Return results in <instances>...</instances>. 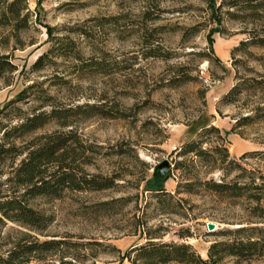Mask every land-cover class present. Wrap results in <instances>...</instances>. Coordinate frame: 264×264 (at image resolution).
I'll list each match as a JSON object with an SVG mask.
<instances>
[{"label": "rangeland", "instance_id": "rangeland-1", "mask_svg": "<svg viewBox=\"0 0 264 264\" xmlns=\"http://www.w3.org/2000/svg\"><path fill=\"white\" fill-rule=\"evenodd\" d=\"M27 4L34 13L24 35L35 42L13 51L17 69L9 74V84L0 81V106L32 81L44 80L43 86H48L54 73L72 71L79 60L71 55L55 56V63L31 69L49 45L47 27L71 37L85 60L101 59V71L71 74L67 88L48 89L62 103L88 101L106 109L109 117L91 113L73 127L84 144L95 148L87 151L86 171L116 178L112 188L31 200L52 218L47 229L34 236L76 243L61 247L66 252L63 260L71 264H128L122 255L146 242L148 234L155 240L188 243L206 258L213 241L228 238L220 230L249 225L254 202L216 194L197 183L192 192L178 187L197 178L242 184L252 177L261 182L259 176H264V44L257 41L264 36V0ZM4 33L0 27V39ZM33 103L16 104L28 109ZM210 125L225 142L214 132L199 136L202 127ZM57 128L50 123L43 131ZM192 140L202 148L221 150L212 153L213 159L181 154ZM223 148L227 157L221 162ZM182 160L186 164L175 168ZM190 160L194 165H188ZM163 161L170 163L168 175L154 176ZM10 168L8 163L0 165V181ZM157 187L171 197L149 190ZM207 222L216 229L208 231ZM23 231L27 229L12 222L0 227V256L22 239ZM60 255L44 253V262L59 264Z\"/></svg>", "mask_w": 264, "mask_h": 264}, {"label": "trees", "instance_id": "trees-1", "mask_svg": "<svg viewBox=\"0 0 264 264\" xmlns=\"http://www.w3.org/2000/svg\"><path fill=\"white\" fill-rule=\"evenodd\" d=\"M33 13L27 0H0V27L5 32L0 39V45L5 48L4 51L0 49V81L6 84L10 83L9 74L17 69L13 51L35 42L26 40L24 35L32 27ZM53 29L47 27L46 41L49 45L35 58L31 69L55 63V56L68 55L79 60L75 68L63 74L54 73L48 86H43L44 80L28 83L0 106V119H6L5 122L0 120V165L8 163L11 166L8 176L3 182L0 181V227L12 222L27 229L22 232V239L16 241L5 256H0V264H47L44 262V253L61 254L59 264H71L63 260L66 252L61 247L76 243L55 238L39 240L33 235H41L52 218L37 210L31 200L36 197L57 199L66 191H98L115 186V177L86 171L85 164L89 159L87 151L93 153L95 148L84 144L73 127L74 121L91 113L109 117L106 109L99 103L88 101L62 103L48 89L52 85H56L57 90L65 86L67 88L71 83L68 77L71 74L80 75L92 68L101 71L102 61L99 58L85 60L80 49L76 48L74 39L56 35ZM80 32L87 35L86 29ZM257 41L264 44V36L258 37ZM28 100L35 102L28 109L16 104ZM50 123L57 124L58 128L43 131ZM210 132L225 142V137L213 125L202 127L199 136ZM220 150L219 146L202 148L198 140H192L181 149V154L194 153L200 159L207 156L213 159L212 153ZM222 151L225 156L221 162L227 157V149L223 148ZM184 164L185 160L178 161L175 168L183 167ZM188 165H194L193 160ZM259 177L261 182L258 183L255 177L242 184L223 180L201 181L197 178L179 185L181 191L192 192L193 185L197 183L216 194H225L230 198L242 197L254 202L249 211V225L220 230L219 233L228 238L213 241L207 249L206 258L188 243L155 240L156 237L151 234H148L146 242L133 246L122 258L127 259L128 264H264V227L256 225L264 223V206L261 204L264 200V176ZM149 190L156 196L164 194L171 197L161 187Z\"/></svg>", "mask_w": 264, "mask_h": 264}, {"label": "water", "instance_id": "water-1", "mask_svg": "<svg viewBox=\"0 0 264 264\" xmlns=\"http://www.w3.org/2000/svg\"><path fill=\"white\" fill-rule=\"evenodd\" d=\"M169 166L170 163L168 161H163L162 163H160L159 165H157L155 167V172H154V176L156 177H161L164 176L166 177L168 174V170H169ZM206 228L208 231H214L216 229V226L213 222H207L206 223Z\"/></svg>", "mask_w": 264, "mask_h": 264}]
</instances>
